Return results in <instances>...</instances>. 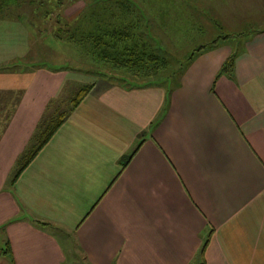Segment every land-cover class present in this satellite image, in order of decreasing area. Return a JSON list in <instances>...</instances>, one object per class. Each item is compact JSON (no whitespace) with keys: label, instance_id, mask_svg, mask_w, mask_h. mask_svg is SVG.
<instances>
[{"label":"crops","instance_id":"obj_1","mask_svg":"<svg viewBox=\"0 0 264 264\" xmlns=\"http://www.w3.org/2000/svg\"><path fill=\"white\" fill-rule=\"evenodd\" d=\"M218 35L164 87H92L11 189L68 73L0 71V90L22 91L0 138V264L75 262L73 245L86 264H264V29ZM27 52L0 45V66Z\"/></svg>","mask_w":264,"mask_h":264},{"label":"trees","instance_id":"obj_2","mask_svg":"<svg viewBox=\"0 0 264 264\" xmlns=\"http://www.w3.org/2000/svg\"><path fill=\"white\" fill-rule=\"evenodd\" d=\"M35 1L45 2L46 0H0L1 20L2 14L8 15L18 6H34ZM61 1L65 0H57L54 7L60 8L63 4ZM70 3L71 1L68 4ZM121 3L123 6L119 7L117 12L116 10L109 9V5L113 6L114 4L118 5ZM134 11L135 14H133ZM51 12L52 11L45 10L37 15L39 17L38 19L45 24L51 19L54 20L55 25L50 31L51 37L57 41L75 45L80 50V53L84 54L83 56L90 57L93 64H96L99 67L97 69V74L100 75V77L105 78L108 75L109 80H116L118 85H121L122 87H135L138 82L135 81V84H132V77L135 80L138 79L141 84L158 82L160 86L164 87L167 82H170V80L173 79L174 75H180L183 72L184 67L195 54L200 50H203L205 47H212L216 42L213 40L206 46H201L195 49L193 53H190L185 59H183V63L181 61L176 64L177 61L174 60V62H171L170 64L169 57L167 58L166 49L160 47L156 39L151 36L149 32V24H147L148 21L146 17H144L143 12L128 0H89L88 3L86 2L81 13L73 20L74 22L66 20L57 14L55 17L53 15V18H51L53 14ZM215 28L218 32L220 31L217 25ZM259 30H262V28L258 29L254 27L253 30H251L250 27H246L236 33L228 35L220 34L218 35V40H226L229 38L234 40V43L238 44L241 37L253 35ZM38 49H40L37 50L39 56L41 54H46V51L41 49V47ZM234 56L235 54H232L226 58L218 75L229 74L231 72ZM24 58L25 57L12 61L9 64L4 65V67L0 66V71H9V69H12L15 64H24ZM172 63L178 66V68H172ZM38 68L50 71L61 69H47L43 65L38 66L37 69ZM102 68L108 71L107 75L102 73ZM91 88V85L81 88L78 93L68 101L67 109L59 111L54 119L51 117L50 120L44 122L45 118L49 117V108L52 107L56 111L60 108L59 106L57 109L55 106V101H58V98L48 102V105L36 124L34 132L28 140L26 147L28 144L33 146L32 142L34 140L36 141V145L30 153H28V151L25 152V147L23 152L16 159L8 189L13 187L15 180L22 170L44 147L54 132L63 124L88 94ZM21 96L22 94L20 90H0V138L19 104ZM52 102L54 105H52ZM132 154L122 159V168L127 164ZM33 223L41 228L54 230V228L47 223H42L36 220H34ZM2 227H0V230H2ZM3 249L5 250L3 253H9L7 241H5ZM75 258L76 261L74 262L67 257L64 264H86L83 258Z\"/></svg>","mask_w":264,"mask_h":264},{"label":"rangeland","instance_id":"obj_3","mask_svg":"<svg viewBox=\"0 0 264 264\" xmlns=\"http://www.w3.org/2000/svg\"><path fill=\"white\" fill-rule=\"evenodd\" d=\"M56 1H35L34 6H18L13 9L12 13L8 15L2 14V20L0 17V45L13 44L15 47H18L22 45L23 39L24 42L26 41V45L28 43V52L24 56V64H15L9 70L26 72L43 65L45 68L52 70L61 68L60 70L67 71L68 73V80L62 87V93L58 97L59 100L55 101L56 108L58 109L59 106L60 108L57 110L58 112L52 107L49 108V117H46L44 122L50 120L51 117L54 119L59 111L67 109L68 101L81 88L90 85L93 88L97 85L106 86L104 82L118 84L116 80L108 79V71L104 68H102V73H105L107 77H100L97 74L99 67L93 64L90 57L83 56L84 54L80 53V50L75 45L53 39L50 35L51 28L55 25L53 19L47 24L38 19V14L49 10L53 13L51 18L57 14L66 20L73 21L81 13L86 2L88 3L89 0L61 1L63 4L60 8L54 7ZM70 1L71 3L68 4ZM128 1L135 4L139 10H143L144 16L148 21L147 24H149V32L156 39L159 46L166 49L170 64L174 60L178 64L183 61L187 52L189 54L193 53L195 49L210 41L212 35L215 34L216 25L222 35L236 33L246 27H250L251 30L254 27L264 29V0ZM121 6H123L122 3L118 5L114 4L113 6L109 5V9L116 10L117 12V9ZM133 14H135V11ZM189 17L190 19H188ZM244 19H250L251 21H244ZM39 47L46 51V54L39 56L37 53V50H40L38 49ZM172 66L176 67L173 63ZM132 79L135 80L133 77ZM135 81H138V79ZM52 105H54L53 102ZM32 145L28 144L25 152L28 151L30 153L32 151L36 145L35 140L32 142ZM13 170L14 166L4 183V187L7 189L9 188L8 185L13 175ZM69 250L70 254H73V257L83 258V254L75 245L70 246ZM70 256H68L69 259ZM192 264H197V262L195 261Z\"/></svg>","mask_w":264,"mask_h":264}]
</instances>
